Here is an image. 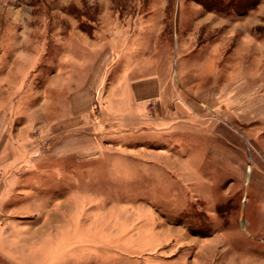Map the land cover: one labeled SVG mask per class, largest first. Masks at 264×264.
<instances>
[{"label": "rangeland", "instance_id": "374dc122", "mask_svg": "<svg viewBox=\"0 0 264 264\" xmlns=\"http://www.w3.org/2000/svg\"><path fill=\"white\" fill-rule=\"evenodd\" d=\"M261 82L264 0H0V264H264Z\"/></svg>", "mask_w": 264, "mask_h": 264}, {"label": "crops", "instance_id": "0c3cea01", "mask_svg": "<svg viewBox=\"0 0 264 264\" xmlns=\"http://www.w3.org/2000/svg\"><path fill=\"white\" fill-rule=\"evenodd\" d=\"M260 80H263V78L262 79H260ZM246 86L247 85H245L244 87H242V90L240 89V91L239 90H236L235 91V93H234V96H232V94H231V96H226V97H224L223 99H222V101L221 102H225L226 104H227V116H229L231 119L232 118H234L235 119V115H236V111L235 110H237V109H239V107H237V105H239L240 103H242V104H240L241 106H240V110L242 111V112H245L246 114L249 112V111H251V112H256L257 114H258V111L257 110H260V113H259V115H257L256 114V116L255 117H261V115H262V113H264V104H263V102H264V94H263V82H261V84H255V86H257L259 89H258V91L260 92V93H262V94H259L258 96H261L260 97V99H257V101H255L256 103H260V105L261 106H259V107H255V106H253V105H251L252 104V102H247V99H246V96H247V94H248V92H247V89H246ZM251 86H253V85H250V87ZM155 87H156V96L155 97H159V98H163V95L164 94H166V92H164V91H162V84H161V82H156L155 83ZM163 94V95H162ZM138 98V99H137ZM140 98V91H137L136 92V96L134 97V101L135 102H140L141 101V98ZM133 100V99H132ZM244 101L246 102V104H244ZM6 129H8V128H6ZM68 149H66V151L65 152H69L70 153V151L72 150V147L71 146H69V147H67ZM64 151V150H63ZM63 151H61V150H59V154L60 153H62ZM64 154V153H63ZM67 154V153H66ZM71 155V154H70ZM6 193H8V186H7V189H6V191H5ZM5 197V194L3 193V195L0 197V198H4Z\"/></svg>", "mask_w": 264, "mask_h": 264}]
</instances>
